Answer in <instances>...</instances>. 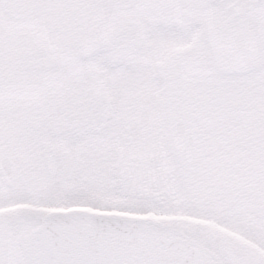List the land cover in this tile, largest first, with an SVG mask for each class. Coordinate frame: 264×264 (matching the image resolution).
Returning a JSON list of instances; mask_svg holds the SVG:
<instances>
[{
	"label": "snow or ice",
	"instance_id": "obj_1",
	"mask_svg": "<svg viewBox=\"0 0 264 264\" xmlns=\"http://www.w3.org/2000/svg\"><path fill=\"white\" fill-rule=\"evenodd\" d=\"M0 264H264V0H0Z\"/></svg>",
	"mask_w": 264,
	"mask_h": 264
}]
</instances>
